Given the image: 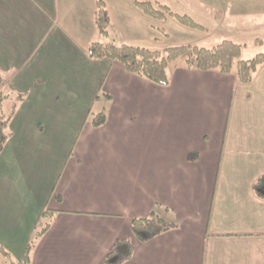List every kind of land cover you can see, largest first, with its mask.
<instances>
[{"label":"crops","instance_id":"obj_1","mask_svg":"<svg viewBox=\"0 0 264 264\" xmlns=\"http://www.w3.org/2000/svg\"><path fill=\"white\" fill-rule=\"evenodd\" d=\"M105 1L108 37L97 0H0L2 110L25 94L0 154V245L27 263L51 210L28 264H106L116 247L130 254L120 264H264V64L248 84L173 66L164 86L89 55L96 40L211 47L232 23L264 18V0ZM152 215L173 227L139 240L134 220Z\"/></svg>","mask_w":264,"mask_h":264},{"label":"trees","instance_id":"obj_2","mask_svg":"<svg viewBox=\"0 0 264 264\" xmlns=\"http://www.w3.org/2000/svg\"><path fill=\"white\" fill-rule=\"evenodd\" d=\"M98 9L96 13V25L102 37H108L111 27V14L105 0H97ZM137 6L146 14L155 18L175 17L185 26L205 29V27L189 14H179L169 6L151 2H137ZM256 44H264V39L257 38ZM246 44L231 38L223 39L221 42L211 46H201L198 44H180L169 46L163 50L150 49L130 43L116 44L113 42L104 43L93 41L89 46V55L94 59L109 58L119 61L125 67L148 80L167 86L171 83V68L173 66L185 65L203 70L219 69L224 73L236 71V75L241 83H251L259 68L264 64V52H259L251 58H243V48ZM25 98V94L16 95L15 103L10 112L2 110V97L0 96V154L11 136L9 123L16 111L17 102ZM106 120L105 114H99L94 118L95 125H100ZM262 181V179H261ZM44 216L49 218L46 225L39 230L34 240L29 244L28 252L33 248L34 243L40 238L50 225L52 211L47 210ZM173 225L164 218L152 215L146 218L134 220L132 228L135 236L142 241L151 239L156 235L172 228ZM0 250L4 255L12 258V254L0 245ZM27 255L28 262L30 260ZM129 251L123 252L116 247L110 254L106 264H120L128 258ZM28 262L26 264H28ZM14 264H21L15 261Z\"/></svg>","mask_w":264,"mask_h":264},{"label":"rangeland","instance_id":"obj_3","mask_svg":"<svg viewBox=\"0 0 264 264\" xmlns=\"http://www.w3.org/2000/svg\"><path fill=\"white\" fill-rule=\"evenodd\" d=\"M170 1L174 5L176 4V0H170ZM180 2L182 1L180 0ZM182 5L188 6L189 2L185 1L181 3V8L175 6L177 10L180 11L181 13H183L186 10V8L183 10L185 6L183 7ZM230 26L234 28H238V30L231 31L228 28H223V30L226 32L223 35L213 36L210 41L212 43H209V45L213 44L214 41L219 42L220 40H223L222 38L225 39L231 38L241 43L247 44L243 48V56H242L243 58L254 56L259 52H264V44L260 45L254 42V40L257 38L264 39V18L237 21L236 23H232ZM46 221L47 220H45L44 223L39 227V230H41L44 227ZM15 261L18 262V259L14 258L13 256L12 258H9L4 255L3 251L0 250V264H14Z\"/></svg>","mask_w":264,"mask_h":264}]
</instances>
